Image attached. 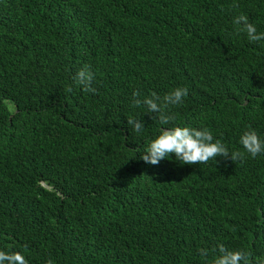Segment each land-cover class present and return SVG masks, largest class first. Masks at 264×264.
<instances>
[{
	"label": "trees",
	"instance_id": "trees-1",
	"mask_svg": "<svg viewBox=\"0 0 264 264\" xmlns=\"http://www.w3.org/2000/svg\"><path fill=\"white\" fill-rule=\"evenodd\" d=\"M241 13L264 32V0H0V250L29 264H212L198 250L218 243L264 256V153L240 144L249 127L264 140V41L238 33ZM85 65L95 94L74 79ZM177 87L173 123L243 160L141 158L161 125L133 93Z\"/></svg>",
	"mask_w": 264,
	"mask_h": 264
},
{
	"label": "clouds",
	"instance_id": "clouds-1",
	"mask_svg": "<svg viewBox=\"0 0 264 264\" xmlns=\"http://www.w3.org/2000/svg\"><path fill=\"white\" fill-rule=\"evenodd\" d=\"M232 6L238 7L235 3ZM233 23L237 26L238 33H245L250 42L264 41V32H258L256 25L249 21L247 15L243 13L237 15ZM74 79L82 86L83 91L96 93L93 87L94 73L88 65L79 69ZM67 91L70 92L71 88ZM187 95V87L174 88L162 96L154 91L142 98L139 91L133 93V106H145L148 114H156L155 118L161 125L158 135L151 140L141 158L151 165H158L161 160L169 158L170 154H174L177 161L186 165L216 161L217 157L231 159L233 162L243 160V152L229 151L219 139H214L211 130L207 127L198 129L189 126L181 127L173 123L175 116L171 114L170 108L183 103V98ZM127 122L135 133H141L145 128L142 119L130 117ZM240 144L253 158L264 153V140L251 127L241 135ZM198 251L203 258H207L210 251L215 253L212 264H264V256L253 258L250 251L232 250L224 243H218L211 250L201 247ZM0 264H29V262L20 251L0 250ZM47 264H54V261L49 259Z\"/></svg>",
	"mask_w": 264,
	"mask_h": 264
}]
</instances>
